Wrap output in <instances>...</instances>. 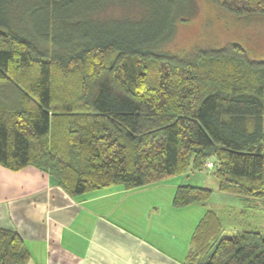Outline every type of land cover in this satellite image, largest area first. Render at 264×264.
Listing matches in <instances>:
<instances>
[{
    "label": "trees",
    "instance_id": "1",
    "mask_svg": "<svg viewBox=\"0 0 264 264\" xmlns=\"http://www.w3.org/2000/svg\"><path fill=\"white\" fill-rule=\"evenodd\" d=\"M210 1L235 17L264 16V0ZM176 5L0 0V165L33 166L78 195L147 185L211 159L219 191L264 208V59L234 41L161 51ZM136 7L151 20L132 22ZM211 192L178 185L172 204L205 203ZM222 232L207 209L182 264H264L261 232ZM28 259L20 234L0 227V264Z\"/></svg>",
    "mask_w": 264,
    "mask_h": 264
},
{
    "label": "crops",
    "instance_id": "2",
    "mask_svg": "<svg viewBox=\"0 0 264 264\" xmlns=\"http://www.w3.org/2000/svg\"><path fill=\"white\" fill-rule=\"evenodd\" d=\"M171 178L70 195L33 166L0 165V227L20 234L26 264H182L194 227L214 208L173 206L175 188L193 184Z\"/></svg>",
    "mask_w": 264,
    "mask_h": 264
},
{
    "label": "rangeland",
    "instance_id": "3",
    "mask_svg": "<svg viewBox=\"0 0 264 264\" xmlns=\"http://www.w3.org/2000/svg\"><path fill=\"white\" fill-rule=\"evenodd\" d=\"M174 1H177L174 12L179 16L175 21L173 35L160 47L161 51L183 53L198 46H221L228 41H234L240 43L249 56L264 59V16L235 17L218 8L210 0ZM136 10H141V15L132 22H138L140 25L151 20L150 10L138 7ZM116 12L119 13L118 10ZM108 13H112V10L103 14ZM212 168L213 163H209L207 159L200 170L188 169L169 177L177 178L178 184L189 183L212 189L208 202L220 216L223 235L232 236L243 230H256L264 235L262 201L219 191L217 177Z\"/></svg>",
    "mask_w": 264,
    "mask_h": 264
},
{
    "label": "built area",
    "instance_id": "4",
    "mask_svg": "<svg viewBox=\"0 0 264 264\" xmlns=\"http://www.w3.org/2000/svg\"><path fill=\"white\" fill-rule=\"evenodd\" d=\"M209 163H212V160L211 159H208Z\"/></svg>",
    "mask_w": 264,
    "mask_h": 264
}]
</instances>
